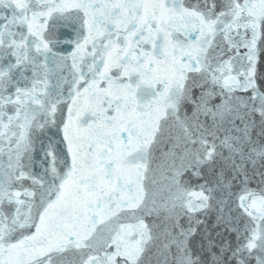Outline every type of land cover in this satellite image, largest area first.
<instances>
[{
    "label": "snow or ice",
    "instance_id": "1",
    "mask_svg": "<svg viewBox=\"0 0 264 264\" xmlns=\"http://www.w3.org/2000/svg\"><path fill=\"white\" fill-rule=\"evenodd\" d=\"M0 264H264V0H0Z\"/></svg>",
    "mask_w": 264,
    "mask_h": 264
}]
</instances>
